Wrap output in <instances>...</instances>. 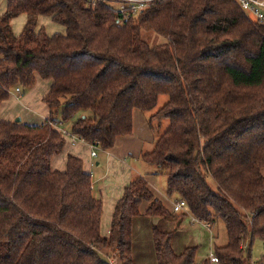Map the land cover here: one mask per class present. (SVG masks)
Instances as JSON below:
<instances>
[{
    "label": "trees",
    "instance_id": "1",
    "mask_svg": "<svg viewBox=\"0 0 264 264\" xmlns=\"http://www.w3.org/2000/svg\"><path fill=\"white\" fill-rule=\"evenodd\" d=\"M45 18L63 30L49 32ZM119 19L103 2L6 0L0 106L37 76L53 82L43 98L48 120H0V264H112L102 251L138 264L133 228L141 204L148 202L147 217L175 212L138 175L102 233L103 201L83 160L69 154L65 170L53 167L66 139L52 123L72 121V133L109 149L133 132L134 109H153L163 94L168 100L149 122L170 125L141 158L167 176L169 195L185 200L193 217L211 228L225 223L228 241L214 249L219 264H253L254 241H264V30L234 0H154ZM143 31L168 41L151 46ZM152 232L158 264L198 262L199 245L177 252L173 231L153 224Z\"/></svg>",
    "mask_w": 264,
    "mask_h": 264
},
{
    "label": "crops",
    "instance_id": "2",
    "mask_svg": "<svg viewBox=\"0 0 264 264\" xmlns=\"http://www.w3.org/2000/svg\"><path fill=\"white\" fill-rule=\"evenodd\" d=\"M52 82L51 79L37 76L35 84L25 90L21 96L14 88V91L12 90L10 93L9 99L2 102L0 106V120L13 121L19 116L26 123L40 124L48 120L50 118V109L43 101V98L48 94ZM153 133L145 112L136 108L133 111V132L128 135L118 136L112 148L102 149L103 152L101 154H104L103 157H100V153L95 156L97 157L95 162H93L94 157L91 155L90 144L85 141H78L76 144L66 142L63 151L53 157V167L61 171L67 167V157L69 154L79 156L83 160L85 170L92 174L94 193L103 201L102 233L104 234L109 233L115 205L122 197L125 187L135 178V174L138 176L142 173L141 169L140 171L138 170L139 168L136 166L135 160L142 157L146 142L153 138ZM102 167L103 172L98 174V170L96 169ZM155 174L154 171V174L144 177L147 179L150 189L161 201L163 200L162 202L169 209L166 204V197L163 199L159 195V191L153 183ZM147 207L148 202L144 201V204L142 203L140 207L142 215L139 217L145 216L143 213ZM169 210L172 211L171 207ZM137 221L147 223L145 218L138 219ZM186 246L188 245L177 248L173 240V247L177 252H181Z\"/></svg>",
    "mask_w": 264,
    "mask_h": 264
},
{
    "label": "rangeland",
    "instance_id": "3",
    "mask_svg": "<svg viewBox=\"0 0 264 264\" xmlns=\"http://www.w3.org/2000/svg\"><path fill=\"white\" fill-rule=\"evenodd\" d=\"M6 6V0H0V14L3 13ZM26 16L20 15L16 17L12 21L13 30L16 34L20 33L22 27L24 26ZM41 24H44L47 30L51 33L55 31H61L62 26L55 24L50 19L45 18L40 21ZM143 38L151 45L156 46L158 44L164 43L168 41V38H165L163 35H160L154 31H143ZM13 90V89H12ZM14 91V90H13ZM168 95H161L155 107L151 110L144 111L147 115L148 124L150 125L153 133V138L149 139L145 145V151H151L154 149L155 144L162 133L169 127L170 120L168 118L158 120L154 119L152 123H150L151 116L155 114L160 107H162L168 100ZM61 118V113L59 116ZM72 121H67L65 124L57 123V125H62L63 128L70 130ZM155 141V142H154ZM154 142V143H153ZM91 150V148H90ZM97 153L101 154L102 148L96 149ZM104 154H101L100 157H103ZM97 157L93 158V162H95ZM136 166L139 168L138 170L142 171L140 175L149 177L150 174H154L155 178L153 179L154 185L157 187L159 191V195L165 199L167 206L171 207L173 211L174 204L181 200L178 194L169 195L168 187H167V176L163 173H158L160 171L159 167L153 164H149L145 162L142 158L136 159ZM94 165V164H93ZM98 170V174L103 172V167L96 169ZM136 177V174L134 175ZM95 179V178H94ZM152 183V184H153ZM212 185H215L211 180ZM157 196V195H156ZM158 197V196H157ZM159 198V197H158ZM161 200V199H160ZM163 201V200H162ZM164 203V202H163ZM144 204V202H143ZM165 204V203H164ZM145 218L147 223H141L137 221L138 219ZM137 221V222H136ZM157 225L160 229L166 231H173L174 235V243L177 248L182 247L183 245H192L199 244L200 250L197 254V261H201L206 256L210 254V252H214L216 246H222L228 241L226 225L223 221L216 222L212 228L205 227L203 222L193 218V215L190 213L188 209H185L180 212H175V217H169L166 219L159 217H139L134 221V259L138 264H158L154 241H153V232L151 231V226L153 224ZM148 224V225H147ZM150 229H149V228ZM102 255L106 257L112 264H119V258H115L117 254L110 253L106 255V251H102ZM251 255L253 264H264V261H261L264 256V241L256 238L251 249ZM207 258V257H206ZM217 264V263H213ZM219 264V263H218Z\"/></svg>",
    "mask_w": 264,
    "mask_h": 264
},
{
    "label": "built area",
    "instance_id": "4",
    "mask_svg": "<svg viewBox=\"0 0 264 264\" xmlns=\"http://www.w3.org/2000/svg\"><path fill=\"white\" fill-rule=\"evenodd\" d=\"M88 5L96 6L100 3H107L112 6L117 12L121 14L120 23L127 22L132 16H137L143 12L154 0H87ZM239 6L241 11L249 17L253 22L258 24L264 30V0H234ZM15 91L21 96L24 93L22 87L17 86ZM11 93V92H10ZM53 127L56 128L66 139V142L76 144L78 141H85L81 137L75 135L71 130L65 129L57 123H52ZM86 142V141H85ZM89 143V142H88ZM91 148V155L97 156V148H101L99 141L95 143H89ZM187 209V203L181 199L174 204L173 211L180 212ZM195 218V217H193ZM196 219V218H195ZM203 222L205 227H209L206 221ZM212 263H219V257L214 253L210 252L208 255ZM198 264V262L194 263Z\"/></svg>",
    "mask_w": 264,
    "mask_h": 264
},
{
    "label": "water",
    "instance_id": "5",
    "mask_svg": "<svg viewBox=\"0 0 264 264\" xmlns=\"http://www.w3.org/2000/svg\"><path fill=\"white\" fill-rule=\"evenodd\" d=\"M83 117H85V115H83ZM16 121H17V122H20V121H22V117H20V116H19V117H17V118H16Z\"/></svg>",
    "mask_w": 264,
    "mask_h": 264
}]
</instances>
